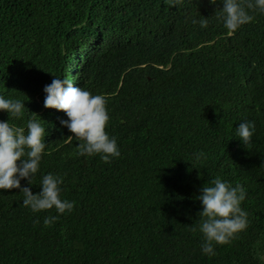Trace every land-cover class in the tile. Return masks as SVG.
I'll use <instances>...</instances> for the list:
<instances>
[{"label":"trees","instance_id":"obj_1","mask_svg":"<svg viewBox=\"0 0 264 264\" xmlns=\"http://www.w3.org/2000/svg\"><path fill=\"white\" fill-rule=\"evenodd\" d=\"M214 11L208 0H0V95L25 104L9 123L40 120V172L62 177L74 202L44 226L54 208L33 213L19 189L0 190V264H264V15L229 35ZM201 15L204 29L191 23ZM54 75L104 97L120 157L75 156L64 112L43 107ZM245 120L247 146L233 137ZM214 176L246 189L248 225L208 257L191 229Z\"/></svg>","mask_w":264,"mask_h":264},{"label":"clouds","instance_id":"obj_2","mask_svg":"<svg viewBox=\"0 0 264 264\" xmlns=\"http://www.w3.org/2000/svg\"><path fill=\"white\" fill-rule=\"evenodd\" d=\"M163 2L166 6L177 8L185 4V0ZM208 3L215 7V18L229 35L252 21L251 12L264 15V0H208ZM191 23L204 29L209 19L201 15L191 18ZM43 92V107L62 110L67 117L60 119L59 123L78 142L75 156L87 158L98 155L105 163L121 156L116 137L105 130L109 114L103 96L93 95L80 86H74L73 81L56 75L44 85ZM0 111L8 116V119L0 120V190L19 189L23 194L22 206L33 213L54 208L56 215L43 219L44 226H49L61 214L70 213L74 202L60 197L62 177L40 172L42 157L47 155L45 127L32 116L24 122V127L9 123L10 120L21 121L25 116L24 101L19 99L0 95ZM254 132V122L245 120L235 127L233 137L247 146ZM205 159L206 155L201 150L194 152L189 161L193 167L199 168L197 165ZM38 172L40 191L34 194L30 185L34 184ZM22 180L26 181V186L21 185ZM245 198L246 189L241 184L233 186L219 176L212 177L200 187L196 199L201 209L197 212L196 227L191 230L201 233L200 251L203 255L214 256V245L227 244L246 229L248 214L241 207Z\"/></svg>","mask_w":264,"mask_h":264}]
</instances>
